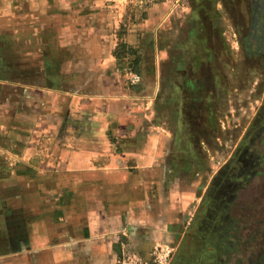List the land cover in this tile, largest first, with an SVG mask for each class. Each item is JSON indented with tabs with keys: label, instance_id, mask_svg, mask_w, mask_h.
Returning a JSON list of instances; mask_svg holds the SVG:
<instances>
[{
	"label": "crops",
	"instance_id": "0c3cea01",
	"mask_svg": "<svg viewBox=\"0 0 264 264\" xmlns=\"http://www.w3.org/2000/svg\"><path fill=\"white\" fill-rule=\"evenodd\" d=\"M230 5L0 0V264L147 260L174 241L209 173L202 131L225 116L217 69L203 92L197 71Z\"/></svg>",
	"mask_w": 264,
	"mask_h": 264
},
{
	"label": "rangeland",
	"instance_id": "374dc122",
	"mask_svg": "<svg viewBox=\"0 0 264 264\" xmlns=\"http://www.w3.org/2000/svg\"><path fill=\"white\" fill-rule=\"evenodd\" d=\"M234 5H239L236 10L243 6L238 2ZM220 6L217 16L223 17L225 24L214 30L218 42L211 47L217 51V60L210 57L208 70L217 69L222 80L219 90L225 116L222 122L216 120L202 131L208 140L202 146L207 149L204 156L209 157V173L185 225L171 242L166 264H264V129L251 142L246 141V152L254 158L251 166L241 171L237 158L230 159L264 97V70L245 63L234 28ZM259 20L264 21V16ZM260 48L264 50V44ZM261 61L264 66V57ZM227 161L234 165L228 175L235 185L227 195H206L213 176ZM206 219L213 226L204 227Z\"/></svg>",
	"mask_w": 264,
	"mask_h": 264
},
{
	"label": "flooded vegetation",
	"instance_id": "af4514ba",
	"mask_svg": "<svg viewBox=\"0 0 264 264\" xmlns=\"http://www.w3.org/2000/svg\"><path fill=\"white\" fill-rule=\"evenodd\" d=\"M225 1H231L230 9L234 10H232L233 18L231 26L234 28V31L237 35L236 41L240 45L245 63L249 64L251 67L253 66V68H258L261 71L264 70V66L261 61L262 57H264V50L261 51L260 48V45L264 44V21L259 20L264 16V5L258 4L260 2L259 0H240L243 6L242 8L236 10L239 5L238 7H235L234 4L237 2L240 4L239 0ZM261 1L264 3L263 0ZM198 72L199 71H197V74L201 82L199 89H202L201 91L203 92L204 89L210 88V86L213 84L211 82L212 77L208 69L204 71L200 70V72ZM259 75H261V73ZM263 129L264 97L261 103H259V106L256 107L244 137L237 146V150L234 151L232 157H230V159H232L233 156L237 158L238 162L236 166L238 170L240 169L241 171H245L248 166L252 165L251 163L254 161V158L248 152H246L248 145L246 141L251 142ZM233 167L234 165L230 164V161H227L222 167H220L216 175L213 176L206 195H209L212 192H214V195L217 194L218 196L221 194L227 195V191L229 190L230 186L235 185L234 181H231L230 175H228V173L231 171V168ZM207 216H209V214H207ZM209 222L210 221L206 219V222H204L203 226H213L212 224L210 225Z\"/></svg>",
	"mask_w": 264,
	"mask_h": 264
},
{
	"label": "built area",
	"instance_id": "2783aa9c",
	"mask_svg": "<svg viewBox=\"0 0 264 264\" xmlns=\"http://www.w3.org/2000/svg\"><path fill=\"white\" fill-rule=\"evenodd\" d=\"M125 78L129 83H137L139 81V76L130 69L126 70ZM171 251V243L157 241L153 244L147 260L140 259L130 250L126 249L119 256L116 264H166Z\"/></svg>",
	"mask_w": 264,
	"mask_h": 264
}]
</instances>
